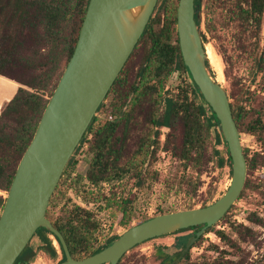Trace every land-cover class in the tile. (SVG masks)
Segmentation results:
<instances>
[{
  "label": "trees",
  "instance_id": "1",
  "mask_svg": "<svg viewBox=\"0 0 264 264\" xmlns=\"http://www.w3.org/2000/svg\"><path fill=\"white\" fill-rule=\"evenodd\" d=\"M87 1L0 0V77L17 85L11 98L0 107L1 192H7L17 162L29 143L43 108L72 53ZM177 1L157 0L132 49L134 51L139 44L143 48L141 61L132 82L126 88L121 84L122 66L95 111V114L100 112L104 100L111 95L105 111L106 118L98 123L95 115L92 117L54 188V192L59 191L60 184L69 177L76 165L73 155L83 143H86V151L90 158L84 175L87 188L80 194L81 201L94 204L102 202V209H108L111 218L124 230L131 226L132 211L129 204L119 197H105L99 193L98 186L101 183L118 181L127 175H132L136 179L141 177L147 158L148 164L152 163L159 148L160 129L168 127L173 119L179 120L182 124L181 145L178 149L182 169L198 170L209 133L218 128L214 115L191 83L172 88L165 86L167 77L174 71L184 73L190 80L188 71L181 61L175 32ZM237 8L241 21L259 31L264 14V0H238ZM199 10L200 0H194L193 20L197 29L200 24ZM202 45L204 46L203 37ZM204 65L212 78L206 59ZM255 65L258 71L264 67V43ZM17 70L26 73L27 77L22 79L16 75ZM227 98L229 100L230 97L227 95ZM229 107L238 134L262 136L263 156L260 157L259 163L255 164V158H248V150L242 149L246 169L252 170L256 166L264 168V121L256 115L245 122V110L240 100L229 102ZM135 112H143L145 122L135 147L122 159L123 148L120 142H116L115 133L120 125L123 128L122 132L125 131V126L132 122ZM87 135L89 139H86ZM219 145H222L224 152L216 148ZM211 156L217 167L226 165L229 171L230 161L220 133H213ZM182 185L185 193L194 194L196 181L193 177L182 174L179 186ZM244 188H248L247 180L244 181ZM3 203L4 198L0 195V211ZM206 205L207 203H202L199 207ZM147 219L149 218H144L140 222ZM49 221L61 234L69 255L76 260L102 250L117 238V235H113L106 238L100 246L94 247L99 222L90 211L79 206H73L65 219ZM199 227L186 230H192L194 233ZM33 236L40 242L37 249L53 259L56 258V251L48 239V236H51L60 253L56 264L64 260L60 244L51 233L38 228ZM189 236L177 239L180 248ZM27 244L13 264L32 262L35 252ZM213 264L233 263L220 260Z\"/></svg>",
  "mask_w": 264,
  "mask_h": 264
},
{
  "label": "rangeland",
  "instance_id": "2",
  "mask_svg": "<svg viewBox=\"0 0 264 264\" xmlns=\"http://www.w3.org/2000/svg\"><path fill=\"white\" fill-rule=\"evenodd\" d=\"M237 5L238 0H200L198 30L204 38L208 71L226 91L230 97L229 102L241 101L245 110V122L256 115L264 121V67L258 71L255 65L264 43V14L259 31H255L241 21ZM142 50L139 44L125 61L123 69L121 68V84L124 88L134 78ZM62 65L63 61L60 63ZM15 74L22 79L27 77L26 73L19 70ZM189 83L190 80L184 73L174 71L167 77L165 86L172 88ZM110 99L111 95H108L102 110L94 114L98 123L106 118L105 111ZM143 117V112H135L132 122L125 126L124 133L122 125L118 126L115 137L123 148L122 159L135 147L145 122ZM160 131L159 148L152 163L148 164L147 158L141 177L136 179L127 175L118 181L98 186L99 193L105 197L126 200L132 211L131 226L144 218L187 210L188 207L198 208L202 203L208 205L218 199L229 184L228 167H217L211 156L212 136L213 133H219L218 128L209 133L198 170L182 169L178 156L182 137L181 122L173 119L168 127L161 128ZM86 139H89L88 135ZM261 140L262 136L239 133L242 149L248 150V158H255V164L263 156ZM86 146L83 143L73 155L76 165L69 177L60 184L59 191L52 192L45 217L49 220L65 219L73 206L90 211L99 222L93 245L96 247L106 238L120 235L124 229L111 218L108 209H102V202L94 204L81 201L80 194L87 188L84 175L90 158ZM216 148L223 151L222 145ZM182 174L195 179L194 194L185 193L184 186H179ZM245 180L248 181V188H242L227 212L214 225L204 230L176 264H213L220 260H228L233 264H264V168L256 166L252 170L246 169ZM5 194L0 191L3 198ZM255 219L260 221L256 222ZM192 234V230L185 229L150 239L128 250L117 264H168L181 250L177 239ZM48 239L56 251V258L51 259L38 250L40 242L33 236L27 244L35 252L30 264L57 263L60 258L57 244L51 236Z\"/></svg>",
  "mask_w": 264,
  "mask_h": 264
},
{
  "label": "water",
  "instance_id": "3",
  "mask_svg": "<svg viewBox=\"0 0 264 264\" xmlns=\"http://www.w3.org/2000/svg\"><path fill=\"white\" fill-rule=\"evenodd\" d=\"M157 0H88L72 53L15 167L0 211V264H13L35 230L43 228L59 242L64 260L58 264H116L131 248L163 235L199 227L187 237L176 264L191 244L214 225L239 196L246 163L226 91L207 72L202 35L193 20V1L178 0L175 32L190 83L218 122L230 161L225 192L198 208L153 216L125 229L102 250L73 259L61 234L45 217L49 198L97 107L139 39ZM142 7L130 21L128 10ZM171 258V257H169Z\"/></svg>",
  "mask_w": 264,
  "mask_h": 264
},
{
  "label": "crops",
  "instance_id": "4",
  "mask_svg": "<svg viewBox=\"0 0 264 264\" xmlns=\"http://www.w3.org/2000/svg\"><path fill=\"white\" fill-rule=\"evenodd\" d=\"M16 86L13 82L0 77V107L11 98Z\"/></svg>",
  "mask_w": 264,
  "mask_h": 264
},
{
  "label": "bare ground",
  "instance_id": "5",
  "mask_svg": "<svg viewBox=\"0 0 264 264\" xmlns=\"http://www.w3.org/2000/svg\"><path fill=\"white\" fill-rule=\"evenodd\" d=\"M141 10H142V7H140V6L128 10V12H127L128 19L130 21L134 20L137 17V15L141 12ZM205 51H206V49H205Z\"/></svg>",
  "mask_w": 264,
  "mask_h": 264
}]
</instances>
